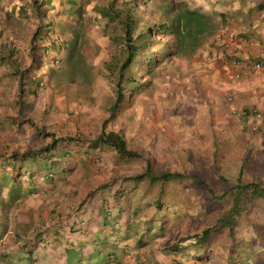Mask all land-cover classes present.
Segmentation results:
<instances>
[{
  "label": "rangeland",
  "instance_id": "obj_1",
  "mask_svg": "<svg viewBox=\"0 0 264 264\" xmlns=\"http://www.w3.org/2000/svg\"><path fill=\"white\" fill-rule=\"evenodd\" d=\"M15 1L16 4H12L13 0H0V43H7L6 47L14 44V57L22 63L21 66H25L31 61L30 37L37 21L31 8L27 6L29 1L22 0L21 3L26 2V6L21 5L20 8L17 5L18 0ZM47 1L49 9L52 10L49 12L56 22L55 33L70 41L74 36L72 28L78 30L79 40L84 44L81 43L85 57L93 64L91 76L86 80L63 77L59 73L58 82V79L51 76L50 68H56L60 64V61L53 60L54 55L63 57L66 51L50 52L45 56L34 53L36 64L42 72L40 78L43 84L36 96H22L24 103L28 102V105L20 108L17 80L9 73V66L1 65L0 118L3 115L6 118L8 115L19 114L23 118L29 117L43 128V132L54 131L56 135H90L99 129L101 120L108 115L109 106L114 99L113 88L102 63L108 59L115 46L110 39V28L103 25V19L94 10V5L106 4L108 0ZM121 1L118 0V3ZM178 1H182L189 8L195 7L197 2L136 0L139 26L166 19L163 7H172ZM77 7H80L81 21L76 22L73 27V15ZM248 9L250 15L252 9L250 6ZM173 10L168 8V20H171ZM217 15V18L214 17L220 23L215 32L229 29L231 32L244 34V31H238L242 26V19L240 25H237V21H225L222 20L223 14ZM241 17L240 15L239 18ZM159 49V44H155L147 55H159ZM195 53L162 60L152 76L148 75L149 82L146 81L147 77L141 65L147 55L141 54L136 58L132 65L133 72L146 85L133 95V99L124 105L110 125L123 131L127 145L139 151L140 157L121 161L114 159L109 151L101 150V153L98 152L102 158L99 165L88 158L90 156L76 152L66 156L56 169H60L62 165L69 170L61 173L58 170L53 178L37 177L33 191L22 193L7 208V217L4 218L7 228L0 237V249L5 247L16 251V226L21 225L31 233L38 225V218L48 219L54 210L65 214L63 220H66L68 226L71 222L74 224L76 229L71 233L68 231V238L77 246L81 245L74 249L83 264H92L93 260L101 262L105 253L110 250L116 256L113 263L109 259L110 264H176L173 258H180L183 264H226L231 238L223 233L214 239L215 250L204 261L188 262L182 255L164 250V247L180 240L182 236H185L182 244L190 246L201 232L202 226L209 219L207 213L199 211L197 207L165 211V222L159 229V235L147 237V242L141 246H137L134 239L126 241L127 248L117 243L118 233L128 230V226L133 231L134 223L143 224L153 213L154 208L148 205L138 215L132 214L134 206L151 199L152 195L150 190L147 191L145 182L139 183L131 191V197L127 201L123 198L115 201L110 196L106 204L116 208L111 217L114 212L119 214L117 207L121 208L122 213L116 214L118 224L110 218L101 223L103 214L100 205L110 195L108 191L94 194L93 201L85 200L87 193L105 178H123L143 172L147 159H150L152 168L156 171L184 169L200 173L212 172L216 166L220 173L234 177L246 158L245 178L259 180L264 184V70H253L251 64H247V68L242 67L241 71V68L229 62L221 63L217 58L206 59L202 50ZM236 72L239 74L236 75ZM229 94L232 99L227 100ZM228 101L231 103L228 104ZM249 104H255L261 111L260 116H255V123L251 119L245 122L239 119L241 114H237L242 112L243 106ZM233 108H236V112ZM33 131L34 127L30 124L10 126L0 122V153L12 147L25 148L42 144L45 136L39 134L35 137ZM57 152V157L61 158V151ZM22 181L23 188H27V176H23ZM117 185L114 182L113 186ZM154 224L157 226L158 222ZM96 230L105 234L106 239L92 244L90 240L76 243L81 238H92ZM149 235L147 233L144 236ZM233 238L246 242L244 248L248 254L247 259H254L246 264H264V200L243 215ZM238 247L231 250L234 257H238ZM46 248L44 262L63 264V255L58 254L65 249L63 244L48 245ZM91 250L94 251L91 253L93 260L88 261L86 256ZM237 263L238 261L235 262ZM31 264H34V260Z\"/></svg>",
  "mask_w": 264,
  "mask_h": 264
},
{
  "label": "trees",
  "instance_id": "obj_2",
  "mask_svg": "<svg viewBox=\"0 0 264 264\" xmlns=\"http://www.w3.org/2000/svg\"><path fill=\"white\" fill-rule=\"evenodd\" d=\"M21 1L18 0L19 8L26 4V2L22 4ZM27 1H29L27 6L31 8L37 21L30 37L31 61L25 66H21L22 63L14 57L16 46L13 44L12 47H6L7 43H0V66H9V73L17 80L20 108L28 105V102L24 103L22 96L25 94L36 96L43 84L40 78L42 72L36 64L34 53L38 52L45 56L46 53L50 52L66 51L63 57L54 55L53 60L55 62L60 61V64L56 68H50L51 76L58 79V82H60L59 73L63 77L69 76L70 78L71 76L87 80L91 76L93 68V64H90L85 57L84 44L79 40L78 30L72 28L74 36L72 40L66 41L58 33H55L56 22L49 12V2L47 0ZM137 5L136 0H122L120 3L118 0H108L106 4L94 5V10L104 21L103 25L110 28V39L115 46L108 59L106 58L102 63L112 85L114 99L109 106L108 115L101 120L97 131L86 136L56 135L54 131L43 132V128L30 120L29 117L23 118L22 115L16 114L17 116L8 115L4 118L3 115V118H0L3 125L6 123L10 126L21 125V123L33 125L35 137H38L39 134L45 136V141L40 145H30L25 148L12 147L8 151L0 153V237L7 228V222L4 219L7 217L5 213L7 208L19 199L22 193L33 191L37 177L53 178L54 173L58 170L59 173L69 170L62 165L60 169H56L66 156L76 152L80 155L90 156L88 158L96 161L99 165L102 162L99 154L101 150L109 151L114 159L121 161L140 157L139 151L127 145L123 131L110 125L124 105L131 101L133 95L146 85V82L138 80L133 72L132 65L138 56L147 55V52L155 44H159V55H147L145 61L141 62L147 82L150 81L151 74L154 73L162 60L173 56L186 57L192 55L210 37H212L210 43L218 46L223 52L226 63H230V59L234 57L228 55L227 49L219 45L214 39L217 35L215 30L219 27L220 22L215 19L213 14L197 8H189L182 1H178L174 2L172 7H163L162 11L166 13V19L164 18L159 22L143 23L139 26ZM25 8H23L24 12H26ZM168 8L174 9L171 20H168ZM80 15L79 8L73 15V27L76 22L81 21ZM229 31L226 29L225 33H230L231 31ZM210 55L205 53L207 57ZM236 58L240 59L239 56ZM263 58L250 57L251 69L257 70L254 69V62L264 61ZM238 74L239 72H236V75ZM229 99H232L231 94L227 96V100ZM229 103L231 102L228 101ZM233 111L236 112V108H233ZM260 115L261 111L257 106L249 104L242 107L239 119H243L245 122L251 119L255 123L256 117ZM57 150L61 151V158L57 157ZM245 160L246 158L239 166L235 176L230 177L220 173L216 166L212 170L213 174L212 172L199 173L184 169L156 171L152 168L150 159H147L143 172L123 176V178H118V176L105 178L87 193L85 200L93 201L94 194L108 191L110 195L108 198L103 197L100 205V211L103 214L101 223L110 218L118 224L117 215L122 213L121 208L117 207L119 214L114 212L111 217L112 211L116 208L106 204L110 196L115 201H119L121 198L127 201L131 197V191L139 183L145 182L146 188L148 187L147 191L150 190L152 195L151 199L134 206L132 214L138 215L142 208L148 207V205L154 208L153 213L143 224L134 223L132 225L133 231H130L128 226L129 231L124 230L122 234H117L118 240L117 236L115 239L118 241L117 243H121V247L127 248L128 243L126 241L132 239L137 246H141L147 242V237L152 238L159 235V229L165 222V211H176L181 207H197L199 211L207 213L209 219L202 226L201 232L196 235L190 246L182 244L181 241L185 239V236H182L180 240L164 247V250L182 255L194 263L204 261L215 250L213 248L214 239L223 233L231 238L225 263L235 264L238 261L237 264H246L254 260L253 258L247 259L248 254L244 248L246 242L234 240L233 237L236 236V229L243 215L264 200V184L259 180L245 178ZM23 176L28 178L29 186L27 188H23ZM129 181L132 184L128 183ZM114 182L118 183L115 187L113 186ZM64 216L65 214L62 212L53 210L48 219L38 218V225L35 227L36 229L30 231L31 233H28L29 230L23 226L17 225L14 234L16 251H10L5 247L1 248L0 264H31V261L44 254V249H47L46 246L59 244L65 246V249L58 253L63 255L62 262L64 264H83L79 255L75 253L74 247H79L81 246L79 242L83 243L88 240L91 244L97 243L98 240L106 239V236L101 234L100 230H96L92 238L79 239L76 242L79 244L77 246L68 238V231L71 233L76 228L72 222L68 226L65 223L66 220H63ZM156 221L158 222L157 226L154 224ZM147 233L151 235L144 236ZM237 246H239L236 249L238 257H234L231 250ZM110 251L105 253L101 262L91 258V253L94 252L92 250L86 257L88 261L89 259L93 260L92 264H110V260L113 263V258H116L113 256L114 253L111 254ZM129 255L130 253L127 254V256ZM179 259L173 258V261L176 264H183L182 260Z\"/></svg>",
  "mask_w": 264,
  "mask_h": 264
},
{
  "label": "crops",
  "instance_id": "obj_3",
  "mask_svg": "<svg viewBox=\"0 0 264 264\" xmlns=\"http://www.w3.org/2000/svg\"><path fill=\"white\" fill-rule=\"evenodd\" d=\"M15 2L16 1L14 0L12 4ZM215 2H213V0H197L196 6L192 8H197L201 11L211 13L214 16H216V18L219 16L217 15L218 13L220 15L223 14L224 17L222 18V20L223 19L225 21L226 19L235 20L237 21V25H240V19H242L243 23L238 31L242 30L244 31V34H238V32L236 31V33L242 38V41L239 43L241 49L251 58H256V57L263 58L264 57V0H227V3L226 0H216ZM249 6L250 9H252L250 15L248 12ZM227 14L228 16H230V19L227 16ZM240 15L242 16L241 18H239ZM210 40H212V37L208 38L202 44V46L196 51L195 54H197L198 51L202 50L203 56L205 53L211 54L208 57L205 56L206 59L217 58L219 62L226 63L225 62L226 57L224 56L221 49L218 46L216 47L214 44L210 43ZM240 68L242 71L243 68H247V67L245 66L243 68L242 67ZM43 259H44V255L42 254L41 256H38L34 260V264H42V262H44ZM51 260L54 261L53 259ZM187 261L190 262L192 260H187ZM45 263L47 264L48 261H45ZM62 263L64 264V262Z\"/></svg>",
  "mask_w": 264,
  "mask_h": 264
},
{
  "label": "built area",
  "instance_id": "obj_4",
  "mask_svg": "<svg viewBox=\"0 0 264 264\" xmlns=\"http://www.w3.org/2000/svg\"><path fill=\"white\" fill-rule=\"evenodd\" d=\"M215 41L221 45L223 48L227 49V54L230 56H234L230 59V63L236 67L247 66L250 64V57L246 54L240 47V42L242 38L236 32L225 33L217 32L216 37L214 38ZM236 56H239L240 59H237ZM254 69L263 70L264 69V61H255L254 62ZM242 113V112H241ZM237 112L238 115L241 114Z\"/></svg>",
  "mask_w": 264,
  "mask_h": 264
},
{
  "label": "clouds",
  "instance_id": "obj_5",
  "mask_svg": "<svg viewBox=\"0 0 264 264\" xmlns=\"http://www.w3.org/2000/svg\"><path fill=\"white\" fill-rule=\"evenodd\" d=\"M14 1V0H13ZM73 4H75V3H73ZM80 7H77L76 9H75V12L79 9ZM53 9V8H52ZM50 11H52V10H50ZM75 12H74V14H75Z\"/></svg>",
  "mask_w": 264,
  "mask_h": 264
}]
</instances>
